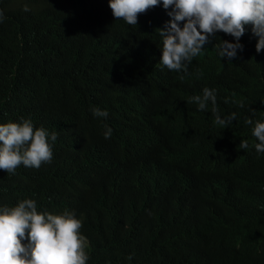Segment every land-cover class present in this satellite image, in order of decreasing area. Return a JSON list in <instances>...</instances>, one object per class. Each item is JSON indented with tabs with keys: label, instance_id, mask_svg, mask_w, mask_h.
<instances>
[{
	"label": "trees",
	"instance_id": "trees-1",
	"mask_svg": "<svg viewBox=\"0 0 264 264\" xmlns=\"http://www.w3.org/2000/svg\"><path fill=\"white\" fill-rule=\"evenodd\" d=\"M90 1L0 0L5 16L0 22V123L30 119L59 134V174L45 176L48 168L15 174L0 169V207L32 199L39 213H74L82 222L80 231L90 238L87 264H264V153L255 150L258 141L245 123L259 115L264 83L253 68L236 74L222 69L209 45L200 75L180 80L175 96L183 113L204 116L209 128L177 116L175 135L153 153L155 125L133 110L131 133L121 141L128 152L124 178L113 176L119 169L109 159L101 165L105 172L94 165L83 177L75 174L82 144L63 133V120L77 112L78 104L72 99L53 103L47 89L62 66V86L76 92L94 87L107 71L117 72L118 89L110 96L98 95L117 132L119 110L135 106L150 82L146 69L131 61L153 63L155 35L146 39L143 33L166 17L160 4L152 8V24L124 26L101 11L92 9L90 16ZM25 5L30 11L23 10ZM122 31L129 41L119 54L117 33ZM231 81L245 87L246 96L226 128L215 123L211 111L198 110L187 100L209 85L218 101V85ZM216 108L221 118L228 117L231 102L223 97ZM185 134L214 149L197 157L195 147L182 157L175 152L184 147ZM241 140L248 141L247 149L239 147Z\"/></svg>",
	"mask_w": 264,
	"mask_h": 264
},
{
	"label": "clouds",
	"instance_id": "clouds-1",
	"mask_svg": "<svg viewBox=\"0 0 264 264\" xmlns=\"http://www.w3.org/2000/svg\"><path fill=\"white\" fill-rule=\"evenodd\" d=\"M160 4L166 14L165 20L156 22L143 33L146 39L155 35L153 63L131 61L146 69L150 82L142 89L135 106L119 110L121 128L117 132L112 130V114L98 100L99 94L110 96L118 89L121 77L117 72L107 71L94 87L88 85L76 92L62 86L64 70L61 65V71L47 89V98L53 103L63 105L72 99L78 104L77 112L63 120V133L82 144L74 165L77 176L87 175L94 165L105 172L101 165L109 159L115 161L119 169L113 176L124 178L128 152L121 146V141L131 133L130 113L133 110L140 116L147 115L155 125L157 146L153 153L162 150L164 139L175 135L173 122L177 116H183L196 127L209 128L204 116L183 113L175 101L180 80L200 75L204 65L203 52L208 45L218 56L222 69L236 74L253 68L264 83V0H91L88 6L90 16L94 9L112 22L135 26L141 21L152 24V8ZM23 10L30 11L27 5ZM4 19V12L0 10V22ZM117 35L120 54L129 39L125 31ZM27 61L30 65L31 59ZM154 78H162V82L156 83ZM218 86L220 102L223 97L231 102L228 117L221 118L218 114L216 104L219 100L216 101L212 86L203 85L202 93L187 100L198 110L211 111L215 123L226 128L236 119V107L240 104L243 107L245 87L234 81ZM245 123L258 141L255 150L264 153V89L259 99V115L246 118ZM33 124L30 119L23 118L20 122L0 123V169L15 174L48 168L45 176L59 174L55 154L57 130ZM183 139L184 147L175 152L182 157L190 155L195 147H199L197 157L214 149L207 142L191 140L188 134L183 135ZM239 147L247 149L248 141L241 140ZM88 184L92 190L93 184ZM167 208L168 205L164 210L168 214ZM81 228L82 222L74 213H39L32 199L20 201L14 207L2 206L0 264H87L90 238L80 231ZM25 240L26 244L23 243Z\"/></svg>",
	"mask_w": 264,
	"mask_h": 264
}]
</instances>
